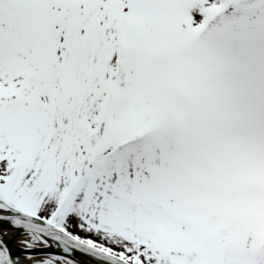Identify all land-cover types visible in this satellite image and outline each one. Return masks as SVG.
<instances>
[{
	"label": "snow or ice",
	"instance_id": "1",
	"mask_svg": "<svg viewBox=\"0 0 264 264\" xmlns=\"http://www.w3.org/2000/svg\"><path fill=\"white\" fill-rule=\"evenodd\" d=\"M0 264H264V0H0Z\"/></svg>",
	"mask_w": 264,
	"mask_h": 264
}]
</instances>
